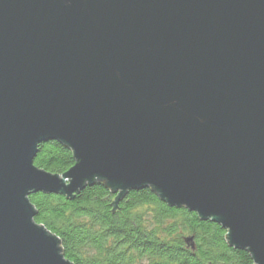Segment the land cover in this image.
Instances as JSON below:
<instances>
[{
	"label": "water",
	"instance_id": "95a60500",
	"mask_svg": "<svg viewBox=\"0 0 264 264\" xmlns=\"http://www.w3.org/2000/svg\"><path fill=\"white\" fill-rule=\"evenodd\" d=\"M47 141L62 175L33 165ZM96 183L264 264V0H0V264H71L28 196Z\"/></svg>",
	"mask_w": 264,
	"mask_h": 264
},
{
	"label": "trees",
	"instance_id": "16d2710c",
	"mask_svg": "<svg viewBox=\"0 0 264 264\" xmlns=\"http://www.w3.org/2000/svg\"><path fill=\"white\" fill-rule=\"evenodd\" d=\"M74 163L72 151L57 141L38 144L33 159L58 175ZM117 194L96 183L72 197L34 193L28 199L34 223L59 240L71 264H254L247 251L227 244L220 225L168 206L151 188Z\"/></svg>",
	"mask_w": 264,
	"mask_h": 264
}]
</instances>
